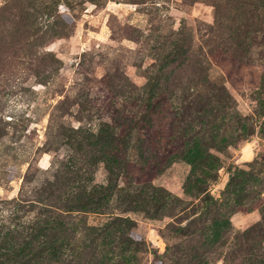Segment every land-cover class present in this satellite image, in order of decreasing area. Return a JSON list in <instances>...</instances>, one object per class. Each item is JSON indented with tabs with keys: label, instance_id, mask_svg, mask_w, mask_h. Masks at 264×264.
<instances>
[{
	"label": "rangeland",
	"instance_id": "rangeland-1",
	"mask_svg": "<svg viewBox=\"0 0 264 264\" xmlns=\"http://www.w3.org/2000/svg\"><path fill=\"white\" fill-rule=\"evenodd\" d=\"M0 264H264V0H0Z\"/></svg>",
	"mask_w": 264,
	"mask_h": 264
}]
</instances>
